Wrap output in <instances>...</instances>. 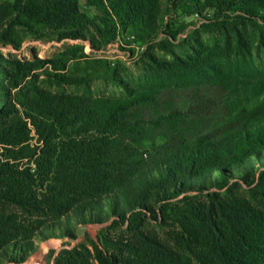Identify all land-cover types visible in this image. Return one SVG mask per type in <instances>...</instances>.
Masks as SVG:
<instances>
[{
    "label": "trees",
    "instance_id": "obj_1",
    "mask_svg": "<svg viewBox=\"0 0 264 264\" xmlns=\"http://www.w3.org/2000/svg\"><path fill=\"white\" fill-rule=\"evenodd\" d=\"M163 2L0 0V47L71 40L77 58L83 42L93 50L125 36L151 42ZM168 10L212 13L213 26L264 22V0H167ZM67 53L61 63L0 56V262L26 261L49 233L151 214L181 226L186 255L155 264H264V79L215 67V49L202 46L149 69L181 83L119 96L24 84L48 63L65 70ZM242 186L250 197L231 194Z\"/></svg>",
    "mask_w": 264,
    "mask_h": 264
},
{
    "label": "rangeland",
    "instance_id": "obj_2",
    "mask_svg": "<svg viewBox=\"0 0 264 264\" xmlns=\"http://www.w3.org/2000/svg\"><path fill=\"white\" fill-rule=\"evenodd\" d=\"M163 11L158 36L151 42H134L133 37L125 36L110 43L106 50H93L89 42H83L74 51L75 58L69 50L78 41L28 40L21 49L0 47V56L21 62H34L38 58L61 63L66 58L61 55L68 52L72 59L66 62L65 70H57L48 63L33 71L24 84L36 82L54 92L95 96H119L126 92V87L184 82L181 76L155 74L149 69L155 60L184 58L202 46L215 49L218 54L212 62L215 67L242 77L264 79L263 21L224 18L213 26L212 13L185 15L176 10L167 11V0L163 2ZM83 55L89 57L83 58ZM53 75L64 78L65 82L59 83ZM16 92L17 89L12 91L13 99ZM0 154H3L1 149ZM231 194L250 197L251 188L242 186ZM157 214L159 216L158 211ZM117 219L119 217L101 224L72 226V235L49 233L46 241L34 242V253L26 261L12 262L9 255L1 259L0 264H112L107 260L111 256H115L118 264H125L123 258L130 264H155L154 259L159 255L163 263H167L168 258L186 257L182 228L175 220H157L151 214H137L134 219L121 223H116ZM149 253L154 257H149Z\"/></svg>",
    "mask_w": 264,
    "mask_h": 264
}]
</instances>
